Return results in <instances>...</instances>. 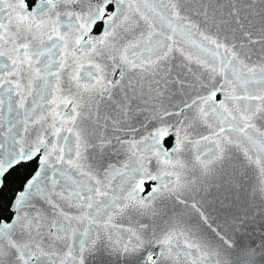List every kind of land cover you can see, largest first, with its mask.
<instances>
[{
	"label": "snow or ice",
	"instance_id": "1",
	"mask_svg": "<svg viewBox=\"0 0 264 264\" xmlns=\"http://www.w3.org/2000/svg\"><path fill=\"white\" fill-rule=\"evenodd\" d=\"M0 264H264V0H0Z\"/></svg>",
	"mask_w": 264,
	"mask_h": 264
},
{
	"label": "water",
	"instance_id": "2",
	"mask_svg": "<svg viewBox=\"0 0 264 264\" xmlns=\"http://www.w3.org/2000/svg\"><path fill=\"white\" fill-rule=\"evenodd\" d=\"M259 200H260V197L257 195V197H256V201H255V202L258 204V203H259ZM255 227H256V228H259V227H260L259 218H257V222H256ZM254 239H255L256 243H259V233H258V232L255 233V235H254ZM250 242H251L250 239H246V240H245V243H250Z\"/></svg>",
	"mask_w": 264,
	"mask_h": 264
},
{
	"label": "rangeland",
	"instance_id": "3",
	"mask_svg": "<svg viewBox=\"0 0 264 264\" xmlns=\"http://www.w3.org/2000/svg\"><path fill=\"white\" fill-rule=\"evenodd\" d=\"M169 143H171V140H170V142Z\"/></svg>",
	"mask_w": 264,
	"mask_h": 264
},
{
	"label": "trees",
	"instance_id": "4",
	"mask_svg": "<svg viewBox=\"0 0 264 264\" xmlns=\"http://www.w3.org/2000/svg\"><path fill=\"white\" fill-rule=\"evenodd\" d=\"M170 142V140L168 141V143Z\"/></svg>",
	"mask_w": 264,
	"mask_h": 264
}]
</instances>
